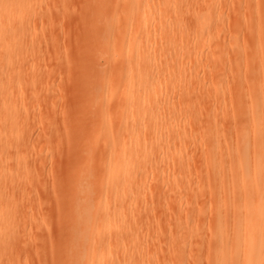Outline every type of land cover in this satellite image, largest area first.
<instances>
[{"label": "rangeland", "instance_id": "obj_1", "mask_svg": "<svg viewBox=\"0 0 264 264\" xmlns=\"http://www.w3.org/2000/svg\"><path fill=\"white\" fill-rule=\"evenodd\" d=\"M168 2L145 0L138 22L144 9V22L156 31L119 42L116 49L105 41L114 36L105 37L102 22L91 27V18L102 11L112 22L124 20L125 3L22 0L14 22L29 28L26 37L15 40L9 54L0 49V82L6 79L11 95L0 98V130L8 144L0 152V264H77L75 252L91 253V264H97L103 251V264L211 259L214 218L223 197L210 163L217 154L225 163L231 160L214 136L240 148L244 132L249 159L263 149L252 140L247 108L238 127L223 113L232 105L234 77L252 80L259 67L257 62L251 67L247 56L252 38L245 30L254 18L244 0H196L193 12H185L187 30L172 32ZM206 3L212 5L206 30L188 32L196 15L206 16ZM129 91L137 96L133 105L124 100ZM118 136L127 140L125 155L133 163L131 181L120 183L129 205L112 234L91 228L89 237L79 238L73 235V218H97L104 207L95 206L99 182L83 200L76 198L86 183L73 191L75 169L92 180L100 177L99 161ZM252 185L246 179L240 189ZM252 193L255 201L264 198L262 187ZM224 199L230 203V197ZM254 231L264 241L260 229Z\"/></svg>", "mask_w": 264, "mask_h": 264}, {"label": "bare ground", "instance_id": "obj_2", "mask_svg": "<svg viewBox=\"0 0 264 264\" xmlns=\"http://www.w3.org/2000/svg\"><path fill=\"white\" fill-rule=\"evenodd\" d=\"M108 1L112 4V7L119 2L125 3L126 17L124 20L116 19L112 22L107 19L105 12L98 11L95 17L91 18V27L96 22H102V32L105 37L114 36L111 41L105 39L107 48L116 47L118 49L119 42L129 44L140 33L151 32L152 25L144 22L146 16L144 9L142 11L143 19L138 22L141 14L140 9L144 6L145 0ZM195 1L169 0L168 8L174 18L170 22L172 32H185L187 30L185 12L188 8L193 12ZM11 2L9 0H1L0 2V17L2 19V23H0V49L7 54L13 49L14 41L25 38L29 30L23 23L14 22V17L20 16L22 13V0H18V2L13 4ZM244 5L247 9V15L254 18L253 22L245 30V36L247 34L252 38L249 46V55L247 54L249 56L248 64L252 67L257 62L259 67L251 72L253 75L251 74L252 76L250 77H254L252 80L241 81L237 75L234 77L229 92L232 105L228 108H223V113L225 116L231 117L235 124L239 117L246 115L245 108H247L250 116V128L255 130L252 140L254 144L262 145L263 149L260 156L249 159L246 151L248 138L244 132L240 136V141L244 143V146H240V148L231 147L230 143L222 135L216 133L214 136L218 146L223 148V151L227 157H231V160L227 161V158L225 163L221 160V155L217 154L213 163H210V166L216 172L217 187L223 197L220 203H223V206L214 218V240L212 243L214 247L211 250L212 257L207 264H264V241H260L254 231V228L260 229V237L264 239V198L256 201L252 198V190H257L260 187L264 189V0H244ZM206 6V16L203 15L205 18L201 15H196L194 27L188 28V32L198 35L206 30L208 20H211L212 5L211 3H206ZM152 30L156 31L154 28ZM127 48H130L129 45ZM210 54L214 63H217L218 59L214 56L215 52L210 51ZM133 61L134 58L132 57L125 63L131 64ZM4 63L9 64L10 60L7 58ZM219 64L218 68L220 67ZM233 67L236 70L238 64H233ZM216 78L214 89L219 99L223 94L219 75ZM126 83H124V86ZM123 90L122 92L125 93V89ZM131 92L129 91V93L123 95L124 100L133 105L137 100V96H134ZM10 96L6 79H2L0 82V98L5 101L10 100ZM4 136L5 133L0 130V152L4 146L8 145L2 141ZM111 138L110 140H112ZM119 142V136L116 139L113 138L111 148L104 152L100 159V169L97 172L101 175L100 177L92 180L91 176L83 174L79 169H75L78 170V173H76L79 174V177L78 175L75 176L77 179L74 181L73 191L83 182L86 183V186L78 190L76 198L83 200L88 195L87 191L91 190L99 182L98 189L96 188L95 190L99 192L100 196L95 202V206L105 208H103L104 213L97 218H91L88 214H77V217L73 218V225L71 226L73 235L79 238L89 237L91 228L98 233L109 230L108 234H112L114 231L110 229L119 225L123 211L129 205L125 200L123 187L132 179L133 163L125 155L127 140ZM16 148L18 147L15 146L14 149L17 150ZM138 148L139 145H131L130 147L132 150H137ZM74 173L72 172V174ZM246 179H251L253 185L252 187H242L241 190L240 187ZM121 181L124 182V186H120ZM227 196L231 198L230 203H227L224 199ZM3 218L4 216L1 212L0 220L3 221ZM227 233L231 235L225 237ZM75 257L77 264H91V253L75 252ZM106 258L107 252H101L97 257V264H103ZM176 264H181L180 260Z\"/></svg>", "mask_w": 264, "mask_h": 264}]
</instances>
